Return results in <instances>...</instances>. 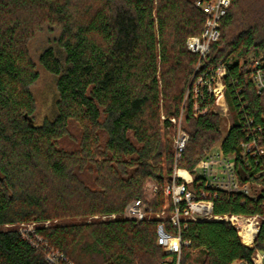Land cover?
<instances>
[{"label":"trees","instance_id":"1","mask_svg":"<svg viewBox=\"0 0 264 264\" xmlns=\"http://www.w3.org/2000/svg\"><path fill=\"white\" fill-rule=\"evenodd\" d=\"M195 1L0 0V264H48L17 233V225L32 222L73 264H160L165 255L154 215L169 203L163 190L172 175L175 129L168 119L180 112L188 141L179 168L192 171L219 144L235 156L238 183L258 187L249 198L194 181L213 214L264 215V134L262 155L242 157L239 147L253 126L264 128V94L256 93L247 65L249 54L264 61V0L239 23L238 0H231L220 38L202 62L201 69L227 66L225 97L235 117L224 135L212 105L204 115L193 111L198 56L185 43L204 23ZM44 29L52 36L35 61L29 43ZM37 66L54 76L56 92L54 116L40 124L32 122ZM206 100L200 109L212 104ZM72 123L80 135L67 150L58 142L74 138ZM147 180L156 192L143 189ZM135 200L150 211L139 223L123 216ZM112 214L113 220L87 222ZM180 235L188 242L180 264H253L255 253L264 255V220L252 247L224 221H188Z\"/></svg>","mask_w":264,"mask_h":264},{"label":"built area","instance_id":"2","mask_svg":"<svg viewBox=\"0 0 264 264\" xmlns=\"http://www.w3.org/2000/svg\"><path fill=\"white\" fill-rule=\"evenodd\" d=\"M230 5L231 0L195 1L196 9L204 16V23L201 34L189 37L186 41L187 50L198 56L192 79V81L194 79L196 81L191 87L194 115H204L209 106H213L216 99L224 101L225 85L223 77L227 73V66L220 63L216 67L212 65H206L202 69L201 67L202 62H205L210 54L211 44L216 43L220 38L221 20L226 15ZM247 65L248 71H250V81L256 93L264 94V72L260 67V65H264V61L260 58L258 61L248 59ZM206 99H210L212 104H206L200 109L199 103L204 102ZM261 118L264 121V114ZM251 122L249 119V124ZM175 127L172 175L163 190L169 202L165 208L170 207V209L166 210L164 208L154 215L159 221L155 228L156 243L162 248L165 255L160 264H180L181 247L188 244V242L181 240L180 233L181 229L186 227L188 221L228 222L237 230L238 236L239 231L247 229L251 233V244L249 247H252L254 237L259 231L260 223L258 220H264V215L251 217L214 215L213 204L208 194L202 190L197 192L193 188L194 181L198 180L196 182L197 186L202 184L204 187L214 191H222L227 194H244L249 198H254L255 195L250 193V184L240 185L238 183L234 174L235 156L224 155L218 144L206 153L192 171L181 169L178 164L185 151L188 135L181 128L180 123L178 125L176 123ZM230 127L231 125L228 129ZM260 134H264V128L259 125L253 126L250 136L239 145L242 157L248 156L252 158L263 154V147L259 143ZM151 190L156 192L157 189L151 185ZM149 214L150 211L147 205L141 200H135L126 208L123 216L125 219L139 223L149 217ZM109 216L108 220L115 218L114 214ZM166 223L170 224L172 232L166 230ZM35 227L36 224L34 222L19 224L16 226V230L22 240L28 241L33 248L44 255L48 264H73L63 253L53 249L45 240L38 236L35 232ZM239 238L242 243L240 236ZM263 259V254L255 253L252 257V263L262 264ZM258 260L259 263L257 262Z\"/></svg>","mask_w":264,"mask_h":264},{"label":"rangeland","instance_id":"3","mask_svg":"<svg viewBox=\"0 0 264 264\" xmlns=\"http://www.w3.org/2000/svg\"><path fill=\"white\" fill-rule=\"evenodd\" d=\"M258 2H261V1L260 0H238V7L236 9H234L236 21L239 23V22H241V20H244L247 17H249L250 16L249 11H251L252 8H256L254 6L256 3L259 4ZM260 14H264V11H262V8H261ZM53 35H57V31H55V33ZM51 36H52V34L49 33L48 31H45V29H44L41 32L37 33L35 35V38L30 41L29 52H30V55L33 58V60L36 61L38 55L45 48H47V46L50 43L48 38H50ZM259 58H260L259 56H254L253 54H249V56L247 57V59H249L251 61H258ZM37 71H38L39 77L31 89L32 94L34 96V101H35V113L32 117V122H34L36 124H40L42 121H44L46 119H51L54 116V113H55L54 112L55 111L54 110V100H55L56 92H55V78H54V76H52L50 73L43 70L40 66H37ZM192 79H193V76L191 78V81H192ZM195 81H196V79H194L192 81V85H194ZM192 85H191V87H192ZM185 95H186V93H185ZM223 98H224L223 102L220 101L219 99H216V101L214 102V104L211 108L212 113L218 115V117L221 121L220 131H221L222 135H224L226 133V131L228 130V127L230 125H232V122H233L234 117H235L234 111L229 106L228 101L225 97V94H224ZM160 119H161V122H163L164 120H166V117L161 113ZM182 120H183V117L181 116V112H180V115L178 118L168 119L169 123L171 124V128L172 129L174 128L175 131H176V127H175L176 123H177V125L180 123V126L182 128ZM174 121H175V123H174ZM70 131H71L74 138L64 137L61 140H59V142H58L59 146L63 147L64 149H67V150H73L77 147V143H78L77 141H78V138L80 135V129L75 123H72ZM217 145H215V146H217ZM171 146L173 148V142H172ZM86 181L89 183L91 182L90 178L89 179L86 178ZM153 184H154V181L147 180L145 183V187H143V189L146 188V186L150 187ZM257 190H258L257 185L256 186L255 185L250 186V193L251 194H254V192ZM108 217L110 218V216H105V215L104 216L94 215V216L90 217L87 220V222L105 221V220L109 219ZM258 221L260 223L262 220L261 221L258 220ZM188 263L192 264L191 262H188ZM262 264H264V259L262 260Z\"/></svg>","mask_w":264,"mask_h":264},{"label":"bare ground","instance_id":"4","mask_svg":"<svg viewBox=\"0 0 264 264\" xmlns=\"http://www.w3.org/2000/svg\"><path fill=\"white\" fill-rule=\"evenodd\" d=\"M249 229H251L249 227ZM239 236L241 237L242 243L249 246L251 244V233L245 229L244 231H239ZM259 263V260L257 261Z\"/></svg>","mask_w":264,"mask_h":264}]
</instances>
